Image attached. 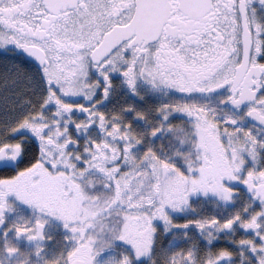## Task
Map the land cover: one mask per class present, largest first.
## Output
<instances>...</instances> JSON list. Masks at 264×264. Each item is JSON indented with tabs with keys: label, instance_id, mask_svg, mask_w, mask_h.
<instances>
[{
	"label": "snow or ice",
	"instance_id": "6c2138e0",
	"mask_svg": "<svg viewBox=\"0 0 264 264\" xmlns=\"http://www.w3.org/2000/svg\"><path fill=\"white\" fill-rule=\"evenodd\" d=\"M0 264H264V0H0Z\"/></svg>",
	"mask_w": 264,
	"mask_h": 264
},
{
	"label": "rangeland",
	"instance_id": "374dc122",
	"mask_svg": "<svg viewBox=\"0 0 264 264\" xmlns=\"http://www.w3.org/2000/svg\"><path fill=\"white\" fill-rule=\"evenodd\" d=\"M166 242V241H165Z\"/></svg>",
	"mask_w": 264,
	"mask_h": 264
}]
</instances>
